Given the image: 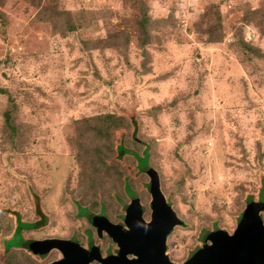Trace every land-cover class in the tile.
<instances>
[{
    "label": "rangeland",
    "instance_id": "rangeland-1",
    "mask_svg": "<svg viewBox=\"0 0 264 264\" xmlns=\"http://www.w3.org/2000/svg\"><path fill=\"white\" fill-rule=\"evenodd\" d=\"M140 2L144 9L136 0H0V264L50 262L4 250L16 219L28 228L37 209L46 217L22 238L79 232L72 202H111L117 172L148 200L147 177L129 152L115 158L117 145L147 153L159 169L183 223L167 241L172 262L206 233L231 232L248 199L264 202V0ZM60 11L73 31H64ZM42 16L48 21L35 20ZM142 16L151 23L140 48ZM90 40L84 51L80 41ZM95 131L107 136L97 163L101 177L109 174L88 186L94 163L82 148ZM81 181L93 193L81 197ZM20 244L15 236L6 243Z\"/></svg>",
    "mask_w": 264,
    "mask_h": 264
},
{
    "label": "water",
    "instance_id": "water-1",
    "mask_svg": "<svg viewBox=\"0 0 264 264\" xmlns=\"http://www.w3.org/2000/svg\"><path fill=\"white\" fill-rule=\"evenodd\" d=\"M146 175L150 179L148 220L143 218V209L136 197L130 198L123 207L121 224H112L100 217L90 220L96 232L104 233L115 244L113 255L103 258L95 246L82 247L62 239L32 241V253L36 256L57 250L60 258L51 264H264V225L259 217L264 202L261 201L245 205L232 233L221 229L209 232L183 262H171L166 254V238L182 222L165 202L155 174L147 170ZM40 218L45 226L42 211Z\"/></svg>",
    "mask_w": 264,
    "mask_h": 264
},
{
    "label": "trees",
    "instance_id": "trees-1",
    "mask_svg": "<svg viewBox=\"0 0 264 264\" xmlns=\"http://www.w3.org/2000/svg\"><path fill=\"white\" fill-rule=\"evenodd\" d=\"M137 3H138V7L140 9H144L143 4L140 2V0H136V4ZM59 14H62V17H61L60 21H61V24H62V27H63L64 31L65 32L73 31L75 29L74 23L71 21V19L69 17H67L68 13L66 11H60ZM80 17L82 18L83 15H80ZM2 19H3V22H4V15L3 14H2ZM35 20L36 21H48V19L45 16H42L40 18H35ZM3 22L1 21V25H3ZM150 23L151 22H149V19L146 18L145 16H142L141 19L138 20V22H137L138 28H139V34H140L139 43L137 44V46L138 47L140 46V48H141L142 44L147 40V38L149 36ZM86 24H88V23H86ZM116 35H118V34L110 35V37H112V39L120 38V37H114ZM92 41L93 40H90L88 42L80 41V45L83 47L84 51L88 50V48H89L90 44L92 43ZM126 42H127V40H124V43H126ZM0 94H4V90L0 89ZM108 117H109L108 115H105L102 118V120H107ZM2 118H3L4 128H6V127L10 128V125H12L11 122L13 121V118L10 116L9 112H3L2 113ZM97 136H98L99 139L95 140V138ZM12 137L13 136H10V138H12ZM106 137L107 136H105L103 133L95 131L91 135V140L92 141H91L90 146L87 147L86 149L82 148L83 152H88V151L92 152V153H90V154H92V157H93V162H90L91 163V167H92V164L94 163V167H92V170H90V173L87 175V181L85 180L86 183L88 184V186H89V184L92 185V184L96 183L95 182L96 181V177H98V179H99V178H102L103 176H107V174H109V171H106L101 177V173L105 169V167H103L101 165V163H100V162H103V160L98 158V154H99L100 150L103 149L102 144H104V143H102V142L105 141ZM83 152H82V154H83ZM128 152L135 159L136 166H137V168L139 170L142 171L145 167H148L156 176H161V174H159V169L155 165H153L151 161H149V159L147 157V153L146 154L144 153V156L143 155H141V156L139 155L138 156L137 154H135L134 150L129 151L126 148H123V147L117 145L116 149H115V153H116V157L115 158L118 159L122 155L128 154ZM97 159L100 162L97 163ZM93 174H94V176H93ZM115 174H116V178L114 177V179L115 180L118 179L117 180L118 183H119L118 186L119 187L121 186V189L118 191V193L115 191L116 188L113 189V190L112 189L108 190L107 194L112 196V201L111 202L110 201H106V202L105 201H97L96 203L92 202L93 204L97 205V208H94V206L92 205L91 207L93 208V211H91L90 209H92V208L89 209L88 206L81 205L79 200L74 199L72 204L74 205L75 209L77 210L74 213L75 217L82 218L83 220H84V218H86V220H88V221H90L92 216L93 217H100V218H107L109 216V214H108L109 211L112 212V213L115 212V210H118V209H120V211H121L123 209V207L129 202L130 198L136 197V198L139 199L138 191L133 186V184H131V182H129L130 180L127 179L126 176H123L121 178L120 174L118 172L115 173ZM14 175L15 174H13V176ZM119 178H121L122 180L120 179V181H119ZM149 180L150 179L147 178L144 181H142V186H143L142 190L143 189H144V191L146 190ZM78 183L80 184L78 193L82 194L81 197L86 196L88 193H93V191L90 190V187H89L88 191H87V189L81 188L82 187V181L78 182ZM102 183H100V184H102ZM100 184L99 183L97 184V190L99 192L101 191ZM262 192H263V189L260 190V195H262ZM31 193L35 194V191L33 192V190H31ZM250 200L251 199H248V202ZM257 200L263 201L261 196H259L257 198ZM139 201H140V199H139ZM85 202H86V204L91 203V201H89L88 198L85 200ZM78 209L82 210V214L80 216L78 215V212H79ZM36 214L39 216V219L38 220H34L31 223H27V224H29L28 228H23V224L19 220L16 219L15 224H14L13 237L14 236L18 237L20 239V241H21L20 246L17 247L18 249H20L22 247L26 248V246L28 244H30V242H32L31 238H28V237L27 238H22V233H25V232L29 233L30 230L31 231L32 230H37V229H39L40 227L43 226V224H42L43 219L40 218V211L38 209L36 210ZM215 223L216 222H213L212 225L215 226ZM89 236H90V238H92V234L89 233ZM10 239H11V236H9V238L7 240H3L2 241V243L4 245V250H13L11 248L12 246L9 247L8 245H6V243L8 241H10ZM24 243H26V245H24ZM13 251H15V249ZM22 251H24V250H22Z\"/></svg>",
    "mask_w": 264,
    "mask_h": 264
},
{
    "label": "flooded vegetation",
    "instance_id": "flooded-vegetation-1",
    "mask_svg": "<svg viewBox=\"0 0 264 264\" xmlns=\"http://www.w3.org/2000/svg\"><path fill=\"white\" fill-rule=\"evenodd\" d=\"M148 200L145 203H143V205H144L143 217L145 219H147V216L149 215V213H148V211H149ZM79 219L81 220L80 222H78ZM74 220L78 224L81 223V225L77 226L79 228V232H76V231H74L72 233L70 232V233L66 234L65 236H63L61 239L76 241V243L79 246H85L87 248L95 246L98 248V251H99L101 257H103V258L106 256H109V255H113L116 252L115 244L104 233L96 232V230L91 227L90 221H88V220L86 221V218H84V220H83L82 218H77L75 216H74ZM105 220H107L113 224H116V223L121 224L122 212L120 211V209L115 210V212H113L111 215L109 214V216L107 218H105ZM29 223H31V222H29ZM30 232H31V230H30ZM89 233L92 234V238H90ZM49 238H51V237H46L44 239H49ZM32 240H34V239L31 238V241ZM40 240H43V239H40ZM24 245H26V243H24ZM17 250H24L27 254L29 253L32 255L30 244H28L26 246V248L22 247L20 249H15V251H17ZM46 256L50 257L51 261L47 263V264H50L51 262L56 261L59 258V252L57 250H50L48 254L46 253V254L36 255V256L32 255V257H35L36 259H40V260H43ZM127 258H130V256H127ZM90 264H97V263L92 262Z\"/></svg>",
    "mask_w": 264,
    "mask_h": 264
},
{
    "label": "clouds",
    "instance_id": "clouds-1",
    "mask_svg": "<svg viewBox=\"0 0 264 264\" xmlns=\"http://www.w3.org/2000/svg\"><path fill=\"white\" fill-rule=\"evenodd\" d=\"M147 170H150V169H149L148 167H145L142 171H141V170H140V171L142 172L143 175H145V176L148 178V176L146 175V171H147ZM155 177H157V179H158L159 190H160V192H161V194H162V196H163L165 202L171 207L170 202L168 201L167 198L164 197V195H163V191L161 190V186H160L161 176H156V175H155ZM146 191H147V188H146ZM147 194H148V192H147ZM137 199H138V198H137ZM148 199H149V194H148ZM138 201H139V199H138ZM251 201H259V200H251ZM251 201H249V202H251ZM149 202H150V199L148 200V209H149ZM261 202H263V201H261ZM247 203H248V202H247ZM139 204L141 205V207H142V209H143L144 205H143L140 201H139ZM38 210L41 211V209H38ZM171 210L173 211L172 208H171ZM263 211H264V210H263ZM263 211H262V212H263ZM121 212H122V216H123V209L121 210ZM262 212L259 213V217H260V218H261V213H262ZM143 213H144V209H143ZM148 213H149V215H150V210L148 211ZM173 213H174V211H173ZM174 214H175V213H174ZM36 215H37V214H36ZM149 215L147 216V219H145L144 217H143V218H144L145 220H148ZM175 215H176V214H175ZM37 216H38V215H37ZM176 217H177V216H176ZM38 218H39V216H38ZM92 218H94V217L92 216L91 219H92ZM177 218H178V217H177ZM239 218H240V217H239ZM91 219H90V220H91ZM104 219H105V218H104ZM178 219H179V218H178ZM179 220H181V219H179ZM238 220H239V219H238ZM261 221H262V219H261ZM181 222H182V220H181ZM237 222H238V221H237ZM110 223H111V222H110ZM262 223H263V222H262ZM112 224H113V223H112ZM116 224H117V223H116ZM118 224H119V223H118ZM182 224H183V223H182ZM182 224H181V225H182ZM236 224H237V223H236ZM263 225H264V224H263ZM91 227H92V226H91ZM235 227H236V225H235ZM235 227H234V228H235ZM92 228H93V227H92ZM174 228H175V227H174ZM93 229H94V228H93ZM172 230H173V229H172ZM215 230H216V229H215ZM221 230H223V229H221ZM233 230H234V229H233ZM233 230H232V231H233ZM213 231H214V230H213ZM224 231H225V230H224ZM232 231H231V232H227V231H226V232L230 234V233H232ZM171 232H172V231H171ZM210 232H212V231H210ZM208 233H209V232H208ZM208 233H206V234H208ZM170 234H171V233H170ZM170 234H169L168 237L166 238V254H167V248H168L167 241H168V239H169ZM206 234L204 235L203 240H204ZM11 237H13V236H11ZM49 239H61V238L51 237V238H49ZM36 240H40V239H36ZM43 240H44V239H43ZM62 240H64V239H62ZM32 241H35V239L32 240ZM66 241L76 242V241H73V240H66ZM82 247H84V246H82ZM48 253H49V252H48ZM48 253H47V254H48ZM32 255H34V254L32 253ZM34 256H35V255H34ZM59 258H60V255H59ZM59 258H58V259H59ZM58 259H57V260H58ZM170 261H171V260H170ZM53 262H55V261H53ZM53 262H51V263H53ZM171 262H172V261H171ZM51 263H50V264H51ZM173 263H175V262H173Z\"/></svg>",
    "mask_w": 264,
    "mask_h": 264
}]
</instances>
